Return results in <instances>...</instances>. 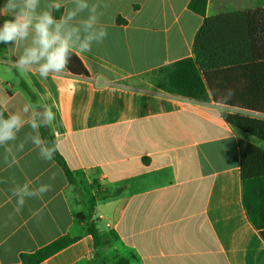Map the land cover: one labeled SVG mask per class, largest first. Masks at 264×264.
<instances>
[{
  "label": "crops",
  "instance_id": "1",
  "mask_svg": "<svg viewBox=\"0 0 264 264\" xmlns=\"http://www.w3.org/2000/svg\"><path fill=\"white\" fill-rule=\"evenodd\" d=\"M190 1L11 0L8 9L0 0V29L13 12L29 22L26 35L0 40V105L18 119L13 138L0 143V264H18L66 235L79 239L40 264H96L85 233L91 221L117 234L98 252L107 261L264 264L240 178L239 140L255 138L223 120L221 110L232 108L150 81L154 70L193 56L203 17ZM230 4L246 11L264 0ZM221 8L222 0H208L206 15ZM45 16L50 35L67 43L86 74L44 67L36 25ZM40 108L74 183L48 158ZM115 189L122 192L100 199Z\"/></svg>",
  "mask_w": 264,
  "mask_h": 264
},
{
  "label": "trees",
  "instance_id": "2",
  "mask_svg": "<svg viewBox=\"0 0 264 264\" xmlns=\"http://www.w3.org/2000/svg\"><path fill=\"white\" fill-rule=\"evenodd\" d=\"M207 4L208 0H191L189 3V9L203 17L194 40L193 56L154 70L150 81L170 94L198 101L213 100L232 108L221 110L223 120L264 142V7L207 16ZM55 15L59 17L61 9ZM64 65L74 74H86L81 60L70 51L66 53ZM26 90L38 105L35 96ZM10 119L0 105V122ZM38 120L47 151L74 183L73 173L58 151L55 136L47 133L39 116ZM239 151L243 207L264 240V148L240 139ZM121 192L122 189L102 190L99 197L104 200ZM77 217L85 220L84 215ZM85 228V233L93 239L96 264H130L124 256H116L112 261L98 256L100 249L117 239L116 233L101 231L96 221L88 222ZM78 239L63 236L33 253L22 254L18 264H40Z\"/></svg>",
  "mask_w": 264,
  "mask_h": 264
},
{
  "label": "clouds",
  "instance_id": "3",
  "mask_svg": "<svg viewBox=\"0 0 264 264\" xmlns=\"http://www.w3.org/2000/svg\"><path fill=\"white\" fill-rule=\"evenodd\" d=\"M35 3V0H29V4L32 5ZM5 7L8 9H13L14 6L11 3V0H8V3L5 4ZM52 23V19L49 16H45L43 20L36 25V29L39 35V42L42 45L41 55L47 54L48 63L44 65L45 68H54L60 69L65 64V57L68 51L67 43L60 41L59 36H52L49 33V25ZM29 22L23 19L22 15L19 13L13 12L12 18L5 20L3 22V28L0 29V40H13L17 34L26 35ZM105 33H102V35ZM58 41L59 46L55 47L50 53L48 49L56 44ZM88 45L85 43L83 48H87ZM32 57H35V52L31 53ZM22 63L26 62L22 58ZM230 93L232 94L231 90ZM18 127V119L16 117L11 118L8 121L0 122V143H3L5 140L13 138V128ZM48 158L51 159V154L48 155ZM49 187L41 188V191H49ZM22 203V201H21Z\"/></svg>",
  "mask_w": 264,
  "mask_h": 264
},
{
  "label": "rangeland",
  "instance_id": "4",
  "mask_svg": "<svg viewBox=\"0 0 264 264\" xmlns=\"http://www.w3.org/2000/svg\"><path fill=\"white\" fill-rule=\"evenodd\" d=\"M240 0H229V1H225L222 0V8H221V12L225 13V12H232L234 11L233 6L230 4L231 2H236L238 3ZM255 143H259L261 147L264 148V142L258 140V139H254Z\"/></svg>",
  "mask_w": 264,
  "mask_h": 264
},
{
  "label": "water",
  "instance_id": "5",
  "mask_svg": "<svg viewBox=\"0 0 264 264\" xmlns=\"http://www.w3.org/2000/svg\"><path fill=\"white\" fill-rule=\"evenodd\" d=\"M41 120H42V124L44 125L47 133H49V127L47 126V122H46V116H45V110L44 108H40L39 110H37Z\"/></svg>",
  "mask_w": 264,
  "mask_h": 264
}]
</instances>
